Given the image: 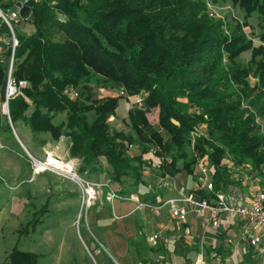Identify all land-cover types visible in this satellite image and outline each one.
<instances>
[{
  "label": "trees",
  "instance_id": "obj_1",
  "mask_svg": "<svg viewBox=\"0 0 264 264\" xmlns=\"http://www.w3.org/2000/svg\"><path fill=\"white\" fill-rule=\"evenodd\" d=\"M231 1L245 21L228 27L210 16L206 0L29 2L22 14L29 15L33 31L18 33L13 22L19 41L14 76L28 85L10 100L12 122L55 141L68 137L80 173L102 170L105 160L118 184L129 176L142 183L144 155L155 149L161 176L193 174L207 160L216 189L236 183L233 165H248L264 188V23L259 45L243 29L254 13L264 20V0ZM0 6L10 4L0 0ZM0 23V34L9 40L8 26ZM3 45L2 93L12 52L10 42ZM247 51L251 56L243 63ZM93 85L122 94L97 97ZM139 94L141 105L128 111L132 130L111 129L120 100ZM155 107L158 128L148 118ZM59 115L64 117L56 121ZM4 129L11 131L8 122ZM45 210L39 208L18 234L35 231ZM39 258L14 246L0 264H37Z\"/></svg>",
  "mask_w": 264,
  "mask_h": 264
},
{
  "label": "crops",
  "instance_id": "obj_2",
  "mask_svg": "<svg viewBox=\"0 0 264 264\" xmlns=\"http://www.w3.org/2000/svg\"><path fill=\"white\" fill-rule=\"evenodd\" d=\"M62 140L68 145L62 157L72 159L79 168L80 159L71 156L67 158L69 138L62 136L58 141ZM23 145L26 147L24 143ZM15 154L11 155L5 149L0 150L1 171L8 170L10 175L17 174L21 164ZM144 158L147 166L144 167L142 183L135 188L128 183L112 186L128 198L109 201L106 197L108 189L100 187L99 198L90 208L88 215L89 232L85 227L81 229L79 226L80 237L94 264H241L247 248L264 251V239L255 247L242 238L245 227L243 221L238 218L223 221L218 228L209 226L206 215L199 213H190L184 221L172 218L168 209L160 204L168 198L201 187L199 165L197 163L193 174L186 172L184 175L185 171H181L169 175L168 185L159 187L161 174L153 173L151 169L159 170L160 158L151 153H146ZM109 168L104 160L103 170L98 171V175L90 180L104 182L108 178ZM239 172L242 171L232 172L231 179L236 183L228 185L226 190L230 195L241 192L250 197L251 189L257 185L253 180L240 182L239 178L243 172ZM50 174L52 173L47 171L35 176L44 182ZM45 205L47 208V202L41 207ZM155 233L159 234V238L151 241L150 236ZM248 255L250 258L255 257L254 253Z\"/></svg>",
  "mask_w": 264,
  "mask_h": 264
},
{
  "label": "rangeland",
  "instance_id": "obj_3",
  "mask_svg": "<svg viewBox=\"0 0 264 264\" xmlns=\"http://www.w3.org/2000/svg\"><path fill=\"white\" fill-rule=\"evenodd\" d=\"M207 1L211 3L210 9L208 8L210 16L220 20L226 27L229 26V23H244V11L231 0ZM247 21L248 24L243 28L244 32L248 39H251L255 45H259L261 42L258 36L264 23L263 17L254 13ZM16 23L18 25L15 26V29L18 33L29 34L33 31L29 19H22ZM56 37L59 38L60 34H57ZM250 56V51L244 52L241 55V61L247 63ZM251 82L254 83L255 78L251 77ZM93 87L97 97L122 94L121 89L104 88L97 85H93ZM143 96V94H139L131 98L123 97L120 100L116 115L109 120L111 129L124 130L125 132L132 130L129 124L128 111L132 107L140 106ZM63 117V115H59L56 121L63 119ZM148 118L155 127H159L158 108L150 109ZM6 124L7 119L0 113V140L15 150V157L21 164V169L17 174H12L13 176L8 173V170H6L7 173L5 170H0V260L6 259L13 247L17 246L19 249L39 254L40 258L37 264H94L79 232V226L81 229L83 227L89 228L88 215L90 211L87 214L85 211H81L79 186L71 179L55 172H50L52 174L48 175L49 178L45 179V183L41 178L36 179L28 153L12 129L11 131L4 129ZM13 126L30 154L39 158H44L46 151H53L61 156L65 154L68 146L65 140L55 141L50 134L34 135L22 121L13 123ZM134 151L137 152L138 150L133 149L132 152ZM69 157L70 154L68 153L67 158ZM100 167L103 170V164H100ZM151 170L153 173H160L157 169ZM98 173L88 172L81 173V175L90 180L94 179ZM107 176L110 178L108 171ZM259 181V177L254 175L253 182L258 184ZM125 183L134 188L140 184H135L131 176L123 184ZM34 185L37 187L34 188ZM113 185H118V183H114L112 180ZM46 202L47 208L36 231L29 235H19L17 229L32 219L33 213ZM253 253L255 257L250 258L248 254ZM244 255L241 264H264V251L261 249L251 248L248 250L247 248Z\"/></svg>",
  "mask_w": 264,
  "mask_h": 264
},
{
  "label": "built area",
  "instance_id": "obj_4",
  "mask_svg": "<svg viewBox=\"0 0 264 264\" xmlns=\"http://www.w3.org/2000/svg\"><path fill=\"white\" fill-rule=\"evenodd\" d=\"M2 1L10 4V7L3 9L0 6V22H4L8 26L12 37L6 42L5 36L0 34V55H3L5 52L3 43L10 42L12 52L9 58L7 81L3 93L0 89V113L13 126L10 114V100L20 95L28 85L26 80H18L14 76L15 49L19 41L15 35L13 22L29 19V15H23L22 11L33 0ZM207 6L210 9L211 3L209 1H207ZM72 93L77 95L75 92ZM257 122L262 125L261 119L258 118ZM128 148L129 150H133L134 145L129 144ZM4 149L8 150L11 155L15 153L14 149L0 140V150ZM155 151V149H152L150 152L154 154ZM26 152L29 155L34 175L47 171L55 172L71 179L79 186L81 191V211H85L86 214L99 198L100 187L105 186L108 188L106 197L109 201H113L116 198H128L122 196L112 187L111 178L98 183L82 176L77 163L72 159H66L53 151H46L44 158L36 157L30 154L28 150ZM198 165L201 187L182 193L179 196L168 198L160 206H165L171 217L179 221H184L192 212L206 215L208 225L214 228L220 227L223 221L238 218L243 221L245 227L242 238L247 240L252 246H259L264 239V188L258 183L256 185L260 186H253L250 197L243 195L241 192L230 195L226 189L231 184H225L219 189L215 188L213 179L214 169L207 160H201L198 162ZM234 170L243 172V175L239 178V181L243 183L246 180H253L255 175V173L251 172L248 165H233L230 167V171L233 172ZM168 178L169 175L161 176L158 186H167L169 183ZM198 190H201L203 193L198 192ZM158 238V233L150 236L151 241H156Z\"/></svg>",
  "mask_w": 264,
  "mask_h": 264
},
{
  "label": "water",
  "instance_id": "obj_5",
  "mask_svg": "<svg viewBox=\"0 0 264 264\" xmlns=\"http://www.w3.org/2000/svg\"><path fill=\"white\" fill-rule=\"evenodd\" d=\"M10 126H11V129H12V131L14 132L15 136L17 137L18 141L20 142V144H21V145L23 146V148L27 151V148L23 145V143H22L21 140L19 139V137H18V135H17V133H16L14 127H13L11 124H10Z\"/></svg>",
  "mask_w": 264,
  "mask_h": 264
}]
</instances>
